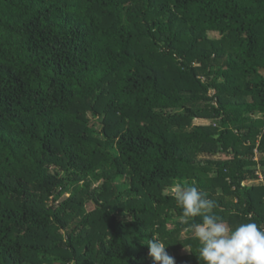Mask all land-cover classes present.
Masks as SVG:
<instances>
[{"label":"trees","instance_id":"obj_1","mask_svg":"<svg viewBox=\"0 0 264 264\" xmlns=\"http://www.w3.org/2000/svg\"><path fill=\"white\" fill-rule=\"evenodd\" d=\"M177 181L264 229V0H0V264H203Z\"/></svg>","mask_w":264,"mask_h":264},{"label":"clouds","instance_id":"obj_2","mask_svg":"<svg viewBox=\"0 0 264 264\" xmlns=\"http://www.w3.org/2000/svg\"><path fill=\"white\" fill-rule=\"evenodd\" d=\"M182 209L179 223L185 233L199 245V262L203 264H264V229L255 222L231 225L214 214L216 201L193 184L177 181L172 189ZM200 217V222H196ZM148 256L159 264H175L158 237L147 239ZM191 252L190 249H186Z\"/></svg>","mask_w":264,"mask_h":264},{"label":"rangeland","instance_id":"obj_3","mask_svg":"<svg viewBox=\"0 0 264 264\" xmlns=\"http://www.w3.org/2000/svg\"><path fill=\"white\" fill-rule=\"evenodd\" d=\"M207 35L209 37H212V38H218L220 35L217 33V32H213V31H209L207 32ZM259 114H257V117ZM96 129H99V126L95 125ZM257 168H258V165H257ZM260 178L259 179H256V180H246L244 181V185H251V184H257V183H260L261 182V176H259ZM87 208H92V206L89 204L87 205Z\"/></svg>","mask_w":264,"mask_h":264}]
</instances>
